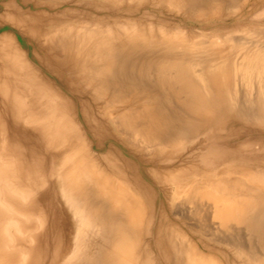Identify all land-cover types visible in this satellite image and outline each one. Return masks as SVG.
I'll use <instances>...</instances> for the list:
<instances>
[{
	"label": "bare ground",
	"instance_id": "obj_1",
	"mask_svg": "<svg viewBox=\"0 0 264 264\" xmlns=\"http://www.w3.org/2000/svg\"><path fill=\"white\" fill-rule=\"evenodd\" d=\"M152 1L155 2V0ZM183 1L169 0V4L180 8L186 3ZM189 1L194 3L193 1L196 0ZM197 3L194 4L196 5ZM205 5L202 6V9ZM215 7V5H212L213 9ZM209 8L211 13L212 9L211 7ZM0 19L1 25L7 20L14 21V27H18L19 23H25L24 16L17 11L16 7L9 3L5 6ZM121 29H123L121 35L113 36L107 31L108 29L101 26L92 27L87 24L83 26L67 25L60 30L42 33L41 36L37 35V31H35L39 29H34L33 35H31L32 38L33 36L35 37L34 40L40 38L42 42L52 45V48H58V54L71 66L73 77H76L79 85L83 88L85 87V89L87 88L94 98L102 99L107 110L108 119L112 120L114 127L122 134L127 143L144 153L154 155L155 158H162L163 152H166L164 153V157H171L174 148L179 147L181 137H183L182 135H184L185 131L187 132L189 125L195 124V122L207 121L215 114L213 113V105H209V102L205 101L202 93L215 94L218 92L219 87H228L227 75L229 74L226 73V69L228 68H225L226 65H224L223 59L211 61V56L203 60L199 58L200 61L198 59L196 61L194 59L195 56H190L193 54V52L191 53L190 46L192 43L184 44L181 42L183 37L179 36L182 34V32H179L180 30L176 32V37L169 38L164 30L160 28L156 34H160L161 37L159 39L157 37L156 40L144 37L145 30L143 31V28L137 26L136 23L123 24ZM1 39L2 42L0 41V43L3 54L5 52L9 57H13L20 63L19 65L21 66L17 65L20 68L23 66L27 68L28 66L26 65H28L29 61L24 60V53L14 46L15 43H12L10 36L6 33L2 35ZM158 47L161 48L158 49ZM52 48L49 47V49ZM157 49L160 50L161 54L163 53L162 56L158 57V60H155L154 63L153 60V64H149L150 62L141 63L140 73H143V77H135V72L132 74L128 69V62L131 60L132 55L137 51L156 53ZM263 50L261 47H258L252 53L247 52L244 54L242 52V54L240 53V60L235 62L237 58L235 59L232 67L234 80L236 81H233V91L231 90L233 92L232 96L234 95L232 100L234 101L232 103L233 112L235 111L239 115L248 118L253 116L260 124L264 123ZM184 54L188 56L184 57ZM117 56H120L121 60L118 61ZM62 63L61 65H63ZM47 65L49 66V64ZM151 66L157 72L155 84L150 83L152 80L149 83L146 80L145 73L149 74ZM150 76L148 75V77ZM152 76L155 77V75ZM247 85L252 86L251 90L254 89L253 91L257 95L260 93V97L256 100L259 104L257 103L258 105L256 106L253 105L254 103H247L248 106H245L243 104L245 100H238L240 98L238 97L239 87H246ZM45 86L43 85V87ZM159 86L160 88L174 87L175 94L178 93L179 96L182 95L180 96L181 98L183 97V107L180 105L179 107H169V104L165 102L168 99L167 96L157 90ZM129 88H139L146 95L141 96V93L140 96L131 95L134 92H129L130 94L128 95ZM49 90L51 91V89L47 91ZM246 90L248 91V89ZM135 93L137 95L138 92L135 91ZM184 93L186 97H184ZM52 96L53 94L50 95V97ZM58 96L56 97V101ZM17 97L19 96L17 95ZM214 97V95L210 96V98ZM53 99L50 98V100ZM60 102L62 106H59V102L58 105L55 104L59 108L62 107L63 114L61 115L63 119H67V123L66 120L64 122L62 117L59 116L60 118H57L54 112L51 111L48 116V119H50L48 121L49 124L54 130L58 131L59 129L61 131V128L57 127H62L69 122L72 126L74 125L75 133L76 131H81L79 130L81 128L79 127V122L76 121L77 119L74 120V117H70L72 113L68 115L66 113L67 110L64 113V109L67 108H63L65 104L63 105L61 99ZM239 102H242L241 105H239ZM184 107L188 112L186 116H184ZM1 108L3 109V107ZM83 109L85 110V108ZM60 111H62L61 108ZM82 114L84 122L87 123L88 120L85 113L83 112ZM30 118L36 124L41 123V115L37 113L30 114ZM253 123L255 124V122ZM243 130L240 127L234 128L235 133L233 132L232 135L226 134V136L223 135L221 137L220 140L224 142L221 144H229L231 142L229 145L234 149L237 148L238 151H242L244 159H250V161H254L255 163L256 160H264V157H262L264 156V150L253 149V144L255 145L253 142L254 134L251 136L250 132H244ZM2 132L3 138L0 143V264H29L31 251L23 245L27 246L28 242L31 243L32 240L37 239V232L42 224L39 210L36 209V207H39L38 200L41 195L40 184L42 181L38 173L35 175L29 174L19 159L15 157L16 154L10 150L6 127L2 129ZM38 133L40 134V131ZM83 137L82 133L79 132V139L81 141L76 144V147L71 148L64 157L59 173V178L63 183V194L73 208L74 215L79 220V231L86 226L90 227L87 224L92 221L93 216L91 217L90 215L92 212H95L98 216L100 215L98 217L94 213L96 217L100 218V222L102 223L100 224L107 230L104 240H108V245L102 253V262L104 260V264H134L133 253L138 243L137 240H140L138 239V235L142 229L143 219L148 214L145 201H148L149 195L146 190L136 184V180L130 182L125 179V183L123 182L124 179L120 180L113 177L107 171H102L105 168L101 170L102 167H99L101 165H99L98 157L92 154L90 145L84 141L85 138L83 139ZM224 139L228 140L227 143ZM252 149L253 152H251ZM169 160L171 161V158ZM165 161L168 162L166 159ZM157 162L159 161L157 160ZM255 163H252L250 166H258ZM232 172L235 175H231ZM158 173L160 174V172ZM221 174L222 176L219 177L211 175L212 177L208 176V178L204 177L203 174L198 181L186 187L185 190L183 186L180 188L183 183H178V187H174V184L171 185L172 189L176 188L173 196H177L176 201L178 200L177 202L175 201L176 203H171L176 205L175 208L172 207V211L180 217V220L182 218L186 219L187 228L182 232L181 230L169 228L170 226H166V228L161 230V226H159V231L157 230L159 240L156 241L161 243L162 240L164 244L165 249H162V251L165 254L164 256H166V258L164 257L166 264H264V176L257 174L251 167L238 168L231 171L227 169ZM90 209H93V211ZM31 215L34 216L31 217ZM181 227L183 229L182 225H179L178 229H181ZM160 232L164 234L162 239ZM102 233V235L105 234L104 232ZM76 246H79L78 241ZM93 254L95 253H92V256H94Z\"/></svg>",
	"mask_w": 264,
	"mask_h": 264
},
{
	"label": "rangeland",
	"instance_id": "obj_2",
	"mask_svg": "<svg viewBox=\"0 0 264 264\" xmlns=\"http://www.w3.org/2000/svg\"><path fill=\"white\" fill-rule=\"evenodd\" d=\"M128 1L129 0H0V15L4 12L5 6L9 3L16 7L17 11H19L25 19V23H19L18 27H14V21L12 20H7L1 25L0 19V41L2 42V35L7 33L12 43H15L14 46L24 53V60L27 62L29 61L28 65H26L28 66L27 68H24V66L20 68V63L13 57H9L5 52L3 54L0 43V97H2L0 98V143L3 138L2 129L6 127L10 150L16 154L15 157L19 159L29 174L35 175L38 173L42 181L40 184L41 195L38 200L39 207H36V209L39 210V217L41 218L42 224L37 232V239L32 240L31 243L28 242L27 246L23 245L31 251L29 264H72L73 262L74 264H96V262L97 264H104V260L102 262V253L108 245V240H104L107 235V230L101 225L100 218H98L100 215L98 216L94 212L98 216L96 217L92 212L90 214L91 217L93 216L91 219L92 221L87 224L90 227L85 225L86 227H84L86 229L83 228L86 231L82 229L80 232L79 220L76 218L77 216L74 215L73 208L63 194V183L59 178L65 155L81 141V139H79V132L82 133V137L84 136V141L86 143L88 142L90 145V149L93 152L92 154L98 157L100 163L98 164L101 165L99 167H102L101 170L105 168L102 171H107L113 177L120 180L124 179L123 182L126 180L130 182L136 180V184L146 190L149 195L148 201H145L148 214H146L143 219L142 229L138 235V239L140 240H137L138 243L133 253L134 264H166V256H164L165 254L162 251V249H165L161 240L162 236H164L163 232H160L161 243L156 241L159 240V226H161V230L166 228V226H170L169 228L181 230L182 232L187 228L186 219L182 218L180 220V217L172 211V207L175 208L176 205L171 203H176L178 201H176L177 196H173L176 188L172 189V184H174V187H178V183H183L180 188L183 186L185 190L186 187L198 181L203 174V176L207 178L208 176L219 177L222 176L221 173L227 169L231 171L244 167H251L257 174H262L261 176H264V160H256L255 163L245 158L246 161L242 151H238L237 148L234 149L229 145L231 142L228 144V140L224 139L227 144H221L224 142L220 140L223 135H232L233 132L235 133L234 128L237 129V127H240L244 129V132H250L251 136L254 134L253 142L255 145L253 144V149L264 150V123H258L253 116H250L249 119L246 116L239 115L235 111L233 112L232 108V103L234 102L232 101L234 97V95L232 96V87L233 81H236L234 80L233 63L240 60L242 52L244 54L247 52L252 53L254 49L258 47L264 49V0H223L222 2L221 0H196L198 3L193 1L197 3L196 5L190 1L188 2V0H184L183 2L186 3L180 8L169 4V0H155V2L152 0ZM199 1L200 5L202 4L201 6L199 5ZM204 5L205 7L202 9ZM212 5L216 6V10L213 9L214 7L212 8ZM209 7L213 10H211V13ZM130 22L136 23L137 26L143 28V31L145 30L146 33L144 34L145 36L143 35L144 37L156 40L157 37L158 39L161 37L159 33V35L156 34L160 28L164 30L169 38L173 36L176 37V32L180 30L179 32H182V34L179 36L183 37L181 42L184 44L192 43L190 46L191 53L193 52V54L190 56H195L194 59L196 61H198L199 58L203 60L211 56V61H220V59H223L224 65H226L225 68H228L226 69V73L229 74L227 75L229 82L228 87H219L217 90L218 92L215 94L202 93L205 101L207 103L209 102V105H213V113L215 114L207 121H200V123L195 122V124L189 125L187 132L185 131L184 135H182L183 137H181L179 147L173 150L174 156L172 154L171 157H164V153L166 152H163L162 158H155L154 155L144 153L127 143L122 134L114 127L112 120L108 119L107 110L102 99L94 98L87 88L85 89V87L83 88L79 85L76 77H73V69L71 66L58 54V48L53 47L54 50L52 45L47 42H42V39L40 40V38H37L39 40H34V36L32 38L34 29H39L35 31H37V35L39 34L41 36L42 33L57 29L60 30L67 25L83 26L86 24L92 27L101 26L108 29L107 31L113 36H117L118 34L121 35L123 24H129ZM35 31L34 33H36ZM179 36L178 38H180ZM49 47L52 49H49ZM160 48L161 47H158V49ZM158 49L156 53L135 52L128 62V69L130 72L132 74L135 72V77L142 78L143 73H140L141 63L150 62L149 64H153L155 60L157 61L158 57L163 54H161ZM157 51L160 53H157ZM262 52L264 53V50ZM186 56L188 55L184 54V57ZM143 57L146 58V60H144ZM117 60H121V57L117 56ZM46 63L49 64V66ZM61 63L63 65H61ZM154 70L155 68L151 66L149 74L145 73L148 83L151 80V84L156 83L157 72ZM148 75H151L150 80ZM152 75H155L156 78ZM152 78H154L155 81ZM43 85L46 86L43 87ZM46 87L51 89V91L53 90L52 92L49 90L51 94L47 91L48 89ZM171 87L172 86H170V88H160L159 86L157 90L167 96L168 99H166L165 102L169 104V107H179V105L183 107V97H180L182 95L179 96L178 93L175 94V88L172 87L171 89ZM251 88L252 86L250 85L239 87L238 97L241 99L239 98L238 100H245V102H243L245 106L252 103H254V106L259 104L256 100L260 97V93L257 95V93L253 91L254 89L251 90ZM246 89H248V91ZM128 90V95L130 94L129 92H134L131 93V95L135 96H140V93L141 96L146 95H144L139 88H129ZM164 90L167 91V93H165ZM135 91L138 92L137 95ZM211 92L213 91L211 90ZM16 94L20 98L17 97ZM52 94L54 97H50ZM47 95L49 96L48 98ZM212 95L215 97L210 98ZM57 96L58 98L60 97L63 105L65 104L64 106L66 107L63 106V108H67L64 109V113L66 110L68 115L72 113L70 117H74V120L77 119L76 121L79 122V127L81 128L78 129L81 131H76L75 133L74 125L72 126L69 122V125L66 124L62 127H57L61 128V131L59 129L58 131L54 130L49 124L48 121L50 119H48V116L51 111L54 112L57 118L59 116L62 117L61 114H63L62 107H60L62 111H60L59 108V106H62L60 99L58 100L57 98L56 101ZM184 97H186L185 93ZM50 98H54V101L50 100ZM253 98L255 100H251ZM58 102L59 106H57ZM241 103L242 102H239V105H241ZM1 107H3V109ZM54 107L58 109L55 110ZM73 107H75V109H73ZM83 108H85V110ZM68 109H71L69 110L70 112ZM83 112L87 117V123L84 122ZM34 113L41 115L40 124L32 122L30 114ZM187 113L185 108L184 116H186ZM28 118L29 120H27ZM63 120L64 122L66 120L67 123V119L64 118ZM253 122H255V124ZM189 128L190 130L188 131ZM38 131H40V134ZM64 132L66 135H64ZM191 147L194 149L192 150ZM253 149L251 152H253ZM189 152L190 154H188ZM170 158L171 161L169 160ZM165 159L168 160V162L165 161ZM157 160L159 162H157ZM252 163L258 166H250ZM172 170H174L173 173ZM158 172H160V174ZM233 174L234 172L231 173V175ZM90 210L93 211V209ZM34 215H31V217ZM179 225H182L183 229L182 227L178 229ZM99 226L104 230L102 231ZM87 228H90V231ZM101 231L105 234L102 235L103 233ZM196 236L198 237V235ZM77 241L79 246H76ZM92 253H95L93 254L94 256H92Z\"/></svg>",
	"mask_w": 264,
	"mask_h": 264
}]
</instances>
